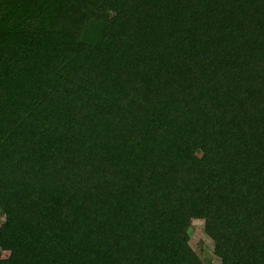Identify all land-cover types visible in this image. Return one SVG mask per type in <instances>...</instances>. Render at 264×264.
I'll return each instance as SVG.
<instances>
[{
    "label": "trees",
    "instance_id": "obj_1",
    "mask_svg": "<svg viewBox=\"0 0 264 264\" xmlns=\"http://www.w3.org/2000/svg\"><path fill=\"white\" fill-rule=\"evenodd\" d=\"M0 216V264H264V0H0Z\"/></svg>",
    "mask_w": 264,
    "mask_h": 264
},
{
    "label": "rangeland",
    "instance_id": "obj_2",
    "mask_svg": "<svg viewBox=\"0 0 264 264\" xmlns=\"http://www.w3.org/2000/svg\"><path fill=\"white\" fill-rule=\"evenodd\" d=\"M4 218L0 216V222ZM190 245L204 260V262H210L211 264H221L220 260L214 256V243L204 234V222L200 220L193 221L190 227ZM8 257L7 253H4Z\"/></svg>",
    "mask_w": 264,
    "mask_h": 264
}]
</instances>
